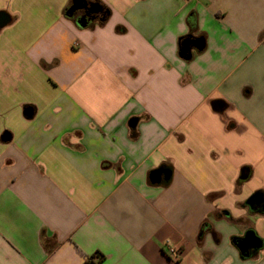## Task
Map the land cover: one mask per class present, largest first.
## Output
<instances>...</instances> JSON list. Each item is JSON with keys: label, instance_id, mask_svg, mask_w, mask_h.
<instances>
[{"label": "crops", "instance_id": "obj_1", "mask_svg": "<svg viewBox=\"0 0 264 264\" xmlns=\"http://www.w3.org/2000/svg\"><path fill=\"white\" fill-rule=\"evenodd\" d=\"M76 1L106 18L69 15ZM0 11V264H264L246 205L264 194V0ZM158 168L171 177L153 185ZM248 231L261 247L242 254Z\"/></svg>", "mask_w": 264, "mask_h": 264}, {"label": "water", "instance_id": "obj_2", "mask_svg": "<svg viewBox=\"0 0 264 264\" xmlns=\"http://www.w3.org/2000/svg\"><path fill=\"white\" fill-rule=\"evenodd\" d=\"M10 23V16L4 12L0 11V30L3 29ZM83 24V23H82ZM191 45L195 47L197 50H202L204 47V42L201 39H197L196 41L189 42L185 41L181 47L180 55L183 59L189 60L191 57ZM224 105L220 101H216L213 103L212 108L216 112H220L223 109ZM27 115H31L28 111ZM136 124V120L133 119L130 121V126L134 127ZM2 139L4 141L9 140V136L4 134ZM248 176V171L245 169L242 171V175L240 180H245ZM171 177V171L169 169L158 168L150 172L149 181L151 184L156 185L161 182H168ZM246 205L253 212L264 213V194L262 192L254 193L247 201ZM238 248L242 252V254H247L251 249L257 250L261 247L260 239L252 232L248 231L244 237L237 241Z\"/></svg>", "mask_w": 264, "mask_h": 264}, {"label": "flooded vegetation", "instance_id": "obj_3", "mask_svg": "<svg viewBox=\"0 0 264 264\" xmlns=\"http://www.w3.org/2000/svg\"><path fill=\"white\" fill-rule=\"evenodd\" d=\"M68 14L89 23L105 19L107 11L96 3L76 1L69 7Z\"/></svg>", "mask_w": 264, "mask_h": 264}, {"label": "built area", "instance_id": "obj_4", "mask_svg": "<svg viewBox=\"0 0 264 264\" xmlns=\"http://www.w3.org/2000/svg\"><path fill=\"white\" fill-rule=\"evenodd\" d=\"M167 255L174 262H178L181 258L180 248L172 246L167 248Z\"/></svg>", "mask_w": 264, "mask_h": 264}, {"label": "trees", "instance_id": "obj_5", "mask_svg": "<svg viewBox=\"0 0 264 264\" xmlns=\"http://www.w3.org/2000/svg\"><path fill=\"white\" fill-rule=\"evenodd\" d=\"M104 257L100 253H94L91 256L86 257L83 264H101Z\"/></svg>", "mask_w": 264, "mask_h": 264}]
</instances>
